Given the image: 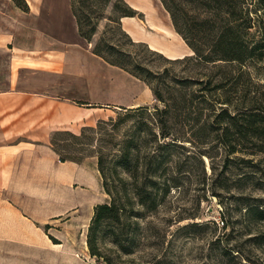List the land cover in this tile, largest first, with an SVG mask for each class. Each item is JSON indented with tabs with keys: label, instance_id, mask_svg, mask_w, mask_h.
<instances>
[{
	"label": "rangeland",
	"instance_id": "obj_1",
	"mask_svg": "<svg viewBox=\"0 0 264 264\" xmlns=\"http://www.w3.org/2000/svg\"><path fill=\"white\" fill-rule=\"evenodd\" d=\"M171 1L189 16L203 11L198 0ZM238 1H245L242 6L246 9L248 5L254 8L257 0ZM111 11L109 7L106 16ZM252 36L261 38L259 32ZM87 41L92 51L99 42L107 45L105 49L111 44L116 45L122 51L121 55L112 51L106 54L120 59L129 68L137 62L149 67L155 75L153 85L160 87L166 96L168 87L174 86L176 79L189 77L204 79V84H191L184 88L179 84L177 97L205 92L210 102L211 97H217L223 89L215 92L213 88L222 83L225 89H232L230 93L237 105L249 102L252 97L264 104V59L255 64L236 61H217L216 65L173 63L164 54L153 52L145 42L135 41L122 23L111 24L108 18L100 20L97 32L91 41ZM11 68V52L0 47V92L12 86ZM205 73L211 82L208 83ZM202 87L206 88L199 90ZM135 90L133 87L128 89L130 93ZM116 94L120 91H112L108 99H114ZM155 99V102L141 108H109L100 117L92 119L91 124L84 126L96 130L86 131V135L78 140L88 142L89 146L75 145V140L68 135L58 136L57 146L62 154L83 158L93 176L88 185L90 194L75 193L76 199L80 200L77 206L50 222L53 226L47 231L51 232V241L58 249L57 255L51 257H67L69 264H264V220L249 215L252 206L264 208V152L230 153L229 146L219 140L203 143L199 136L201 133L222 134L225 127L222 124L220 128L215 125L211 129L200 130L204 121H213L210 117L213 111L208 103L200 105L201 113L179 109L168 117L166 130L170 135L165 140L175 144L164 149L167 169L157 186L158 205L154 210H148L135 203L136 209L142 212L141 216L133 220L137 221L136 226L127 222L124 227L125 233H132L133 252L122 251L113 242L107 226L98 233V245L104 257L91 254L87 240L94 208L99 203L111 201L98 173L97 151L109 153L110 149L119 148L127 135L134 132L141 138L153 130L157 137L153 134L147 137L156 143L161 138L160 111L165 104ZM184 100L179 98L178 101ZM102 120L107 124H101ZM83 127L75 133L80 134ZM123 175L126 174L123 172ZM164 181H167V186L161 184Z\"/></svg>",
	"mask_w": 264,
	"mask_h": 264
},
{
	"label": "crops",
	"instance_id": "obj_2",
	"mask_svg": "<svg viewBox=\"0 0 264 264\" xmlns=\"http://www.w3.org/2000/svg\"><path fill=\"white\" fill-rule=\"evenodd\" d=\"M125 1L143 14L121 18L135 41L170 59L194 54L162 0ZM27 2L29 11L0 0V47L12 54V86L0 92V264H69L51 257L58 249L47 229L77 206L75 193L90 194L93 172L61 161L53 133L156 99L149 84L92 51L71 0ZM112 91L120 94L108 99Z\"/></svg>",
	"mask_w": 264,
	"mask_h": 264
},
{
	"label": "trees",
	"instance_id": "obj_3",
	"mask_svg": "<svg viewBox=\"0 0 264 264\" xmlns=\"http://www.w3.org/2000/svg\"><path fill=\"white\" fill-rule=\"evenodd\" d=\"M13 1L22 10H29L27 0ZM162 2L171 14L177 32L194 51L193 55L178 59L167 58V60L173 63L193 62L196 65H216L217 61L255 64L264 59V0H257L254 8H250L248 5L246 9L242 6L245 1L239 3L238 0H198V5L203 8V11L196 13L195 16L183 13L171 0H162ZM71 6L80 35L90 41L97 32L101 19L108 18L111 24L121 25V18L124 16L142 15L125 0H71ZM109 7L112 8V11L110 15L106 16ZM258 32L261 38L255 39L252 35ZM106 46L99 42L93 52L149 84L155 97L163 101L165 107L160 111L162 113L161 126L159 127L161 138L156 140V143L151 142L147 137L149 134L157 137L153 130L150 131L151 133L148 132L144 136L145 138H139L134 132L127 135V138L120 143L119 148L110 149L109 153L102 150L97 151L98 170L101 174L103 188L111 196L109 203H99L95 206L89 227L87 243L91 254L98 257H104L98 245V233L107 226L113 242L125 253L133 252L132 233H125L124 227L127 222H132L136 226L137 221L133 220L141 216L142 212L140 209H136L135 203L148 210H154L158 205L157 186L167 169V156L164 149L170 144H175L165 140L170 135L166 130L167 120L179 109L201 113L200 105L210 104V109L213 111L210 117L213 118V121L211 119L204 121L200 130L211 129L215 125L220 128L222 124L225 127L222 134L220 132L215 135L213 132L201 133L199 136L203 143L219 140L229 146L230 153L257 154L264 152L263 103L252 97L249 102L241 103L239 106L232 99L230 93L232 89H225V85L222 83L213 88L216 90L215 92H218V89H223L217 97H211L210 102L207 101L205 92L200 94L193 92L190 97L185 95L177 97L176 92L179 84H181L180 88L191 84H204V79L189 77L176 79V84L168 87L166 96L160 87L153 85L152 79L155 75L149 67L137 62V64H133V68H129L120 59L110 58L106 54L107 51H112V53L121 55L122 51L116 45L111 44L108 49H105ZM153 52L157 51L153 50ZM205 76L208 78V83L211 82L210 76L206 73ZM205 88L202 87L199 90L203 91ZM179 98L185 100L178 101ZM195 100H197L196 103ZM230 107L233 109L231 110ZM127 111L130 112V110ZM100 123L107 124L103 120ZM88 130L95 131L96 129L84 126L80 134L70 130H58L53 133L51 143L61 161L70 160L82 163L84 159L70 153L62 154L57 146L58 136L68 135L72 140H75V145L89 146L88 142L78 141L86 135ZM136 131H138L137 128ZM123 172L126 175H123ZM161 184L167 186L168 183L164 181ZM249 215L258 220H264V208L259 205L252 206L249 209Z\"/></svg>",
	"mask_w": 264,
	"mask_h": 264
}]
</instances>
